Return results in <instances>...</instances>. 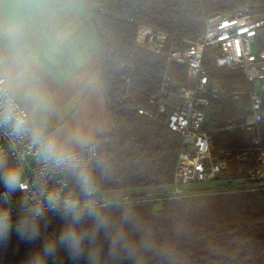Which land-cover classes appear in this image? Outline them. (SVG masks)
<instances>
[{"label":"clouds","instance_id":"1","mask_svg":"<svg viewBox=\"0 0 264 264\" xmlns=\"http://www.w3.org/2000/svg\"><path fill=\"white\" fill-rule=\"evenodd\" d=\"M98 54L84 0H0V246L15 232L38 243L25 264H177L116 186L107 122L88 104L102 106Z\"/></svg>","mask_w":264,"mask_h":264},{"label":"trees","instance_id":"2","mask_svg":"<svg viewBox=\"0 0 264 264\" xmlns=\"http://www.w3.org/2000/svg\"><path fill=\"white\" fill-rule=\"evenodd\" d=\"M95 20L102 50V80L105 101L113 119L107 151L112 156L122 189L155 187L173 183L174 168L181 147L180 134L168 128L166 117L140 113L159 92L168 62L147 46L137 45L140 24L170 36L167 47H183L204 30L214 13L247 7L254 16L264 15V0H93ZM133 17V21L129 18ZM256 47L264 49V26L259 28ZM186 68L173 63L170 92H179L186 81ZM210 79L226 92L210 99L209 122L215 155L229 152V166L222 173L229 180L242 177L254 159V139L264 146V122L258 130L237 127L224 129L229 120L245 121L250 113L248 92L252 84L240 69L209 68ZM231 91L242 92L234 98ZM248 152L249 160L239 164L236 153ZM139 210L155 220L174 242L177 264H264V190L230 191L225 186L199 189L183 196L170 193L135 196ZM53 218L49 231L58 228ZM38 246L12 233L0 246V264H25L28 254Z\"/></svg>","mask_w":264,"mask_h":264},{"label":"built area","instance_id":"3","mask_svg":"<svg viewBox=\"0 0 264 264\" xmlns=\"http://www.w3.org/2000/svg\"><path fill=\"white\" fill-rule=\"evenodd\" d=\"M133 21V17L129 18ZM264 26V15L254 16L247 7L226 12L211 14L205 23V30L188 41L183 47L171 45L163 52L170 38L164 31L139 25L137 45L147 46L156 54L167 58L168 66L162 74L159 92L149 96V102L155 105L156 111L140 106L138 111L149 117L164 115L168 128L181 136V147L174 165L172 194L183 196L194 192L187 188L190 183L218 181L228 168L229 152L222 151L220 157L215 155L213 134L206 128L209 122L210 99L219 93L226 92L222 84H215L210 79L209 68L226 67L230 70L240 69L251 84L264 82V49L256 47L259 28ZM186 68V81L180 85L178 103L170 99L173 81L172 64ZM242 92L231 91L236 99ZM175 95V94H174ZM248 95L251 99L250 113L245 121L236 124L229 120L224 129L233 131L237 127L247 130H258L264 122V87L262 90L252 88ZM254 159L242 177L236 178L235 184L219 183L230 191L264 190V146L261 138L254 139ZM236 160L243 164L249 160L248 152L235 150ZM20 195V194H19ZM15 200L17 198L15 197ZM15 200L13 218L15 220Z\"/></svg>","mask_w":264,"mask_h":264},{"label":"crops","instance_id":"4","mask_svg":"<svg viewBox=\"0 0 264 264\" xmlns=\"http://www.w3.org/2000/svg\"><path fill=\"white\" fill-rule=\"evenodd\" d=\"M93 0H84L85 3V24L89 27V29L93 32L95 37L98 40L99 43V54L96 58V63L99 68L101 77H102V50L100 45V38H99V29L95 20V4L93 3ZM252 88H256V85L253 83ZM264 87V82H262V85L260 87V90H262ZM174 95V94H173ZM173 95H171L169 98L172 99L174 102L179 101V98L175 101L173 99ZM178 97V96H177ZM102 106L98 105L95 97L90 98L88 101L89 107L92 110L94 114L98 113L100 114L103 119L107 122L108 125V132L107 135L111 134L113 132V119L110 111L107 108L106 101H105V91H104V85H103V92H102ZM173 188V185H165V186H155V187H142V188H131V189H123L125 190L131 197L135 196H148V195H158L164 193L171 192ZM20 195L19 193L16 194L17 200L19 199Z\"/></svg>","mask_w":264,"mask_h":264},{"label":"rangeland","instance_id":"5","mask_svg":"<svg viewBox=\"0 0 264 264\" xmlns=\"http://www.w3.org/2000/svg\"><path fill=\"white\" fill-rule=\"evenodd\" d=\"M185 82H187V81H185ZM213 83L218 84L220 82L214 81ZM254 84L256 85V89L260 90V87L262 85V81L261 82L260 81L255 82ZM171 93L175 94V95H173V94H171V95H173V99L176 101L178 99V97H177V93L178 92H171ZM263 102H264V96H263ZM236 182H237V180L235 178L232 179V180H229L227 178L226 179L225 178H221L218 181L190 183V184H188L185 187H187L188 189L191 188L192 191H197L199 189H205V188H209V187H214L215 185H217L219 183H225L227 185V184H235ZM168 193L172 194V192H168Z\"/></svg>","mask_w":264,"mask_h":264}]
</instances>
